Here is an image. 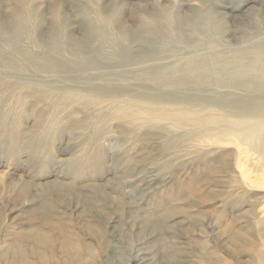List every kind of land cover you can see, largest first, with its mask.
I'll return each instance as SVG.
<instances>
[{
    "label": "rangeland",
    "instance_id": "obj_1",
    "mask_svg": "<svg viewBox=\"0 0 264 264\" xmlns=\"http://www.w3.org/2000/svg\"><path fill=\"white\" fill-rule=\"evenodd\" d=\"M186 1L0 0V22L27 16L0 33V264H264V137L227 127L262 125L264 88L217 79L258 54L264 82V0H192L220 22L180 26ZM88 24L106 37L74 50ZM185 62L208 82H153Z\"/></svg>",
    "mask_w": 264,
    "mask_h": 264
},
{
    "label": "bare ground",
    "instance_id": "obj_2",
    "mask_svg": "<svg viewBox=\"0 0 264 264\" xmlns=\"http://www.w3.org/2000/svg\"><path fill=\"white\" fill-rule=\"evenodd\" d=\"M14 1L21 3L23 0H14ZM253 1L257 2V1H261V0H253ZM186 5L190 9V14L186 18L179 20L180 26L181 25L182 26H188V25H193V26L205 25V26H207V24H210V23L216 24V23L220 22L219 19L216 18L218 16L217 13H215V12L213 13L211 11L208 13L205 12L203 14V12L201 10L202 8H200L192 0H187ZM207 7H209V6H205V8H207ZM237 8L238 7L232 6L229 9H230V12L232 13V12L237 11L238 10ZM208 9L209 8H207L206 10L210 11ZM36 18H38V16H36ZM222 18L225 19L224 17H222ZM58 19H59L58 16L55 13H53L54 25L56 27L50 32V34L48 36V40L50 41L51 44H53L55 42L56 36L60 33L61 28H62L61 27L62 23ZM26 20H27L26 15H23L20 13L14 14L11 16V18L7 24L0 22V33L5 34L6 32L9 31L8 36H10V35L13 36L17 27L22 22H25ZM147 32H149V31L145 27H142L141 32H139V34L144 35ZM100 37L103 39L106 37V34L102 33V29L98 28L97 25L95 27L92 24H88V26H86L84 34L82 35V39L79 41L70 40L69 43L71 44L72 47L73 46L75 47L74 50L80 49V48H87L94 41H98L100 39ZM241 63H242L241 60L238 59L232 64L233 68H234L233 72L235 74L237 73L241 77V78H238L235 80L232 78L233 72L224 69L225 65L227 67V64H224V61L221 60L219 62L220 67H219L217 79H219L220 82L226 83L228 85H236L237 87H240L241 89H248V88L261 89V88H264V82L258 81L256 83H253V78H252L253 77L252 75L254 74L253 71H255L257 68L260 67V56L258 54L257 55L254 54L251 57V61L247 66H244ZM45 64H47V63H45ZM44 69L53 70V67L50 66L49 64H47V66L44 65ZM177 72L178 73H177V76L175 77L176 78L175 80H172V79L171 80H164L163 78L160 77V78H158V80H154L153 82L160 87L167 86V85H175V86L177 85V86H188V87L196 88V87H199V85L201 86L202 84L208 82V80H209V78L206 74V71L204 69V66H201V65L195 66L191 62H185L183 68L181 70H177ZM175 73H176L175 71L172 72L173 75H175ZM257 101H252V102L249 101V103H247L248 104L247 106H250V109L248 110V115L257 116V114L259 112L258 106H260L258 104L259 102H257ZM140 115H141L140 112L132 113V116H135L136 118H139ZM156 115L167 120V121L172 122L176 126H185V125L192 124V125H196L198 127H202L204 125V123H206V120H202L196 116L191 118L185 113L169 114L166 111H159ZM244 124H245L244 120L243 121L237 120L235 122H227V127L229 128L230 131L235 133L238 140H242L245 143L255 145V144H258L260 141L263 140L264 135H262V131L264 130V122L262 123V125H260V126L258 125L256 127H254L253 130H250L251 133L248 135H244V134L240 133L239 131H237V129L239 127L243 126ZM7 135H9V133ZM0 140H1V138H0ZM6 140H8V141H6ZM7 142H9V145H12L13 143L17 142V136L14 132L11 133L8 138L5 137L4 141H2V145H5ZM9 145H7V146H9ZM26 146H28V145L26 144ZM34 148H36V147H34ZM34 151H36V149H34ZM69 168L76 169V168H73V166L69 167ZM149 191H150V189H149ZM142 197H141V199H142ZM22 240H25V238L22 237ZM137 251L139 252V249H137ZM22 255L23 254H22L21 249L16 247L15 251L13 252V257L16 256L17 258H22ZM10 263L15 264L13 259L10 260Z\"/></svg>",
    "mask_w": 264,
    "mask_h": 264
}]
</instances>
